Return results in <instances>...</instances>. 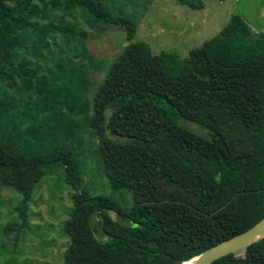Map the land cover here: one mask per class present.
Listing matches in <instances>:
<instances>
[{"label": "trees", "instance_id": "1", "mask_svg": "<svg viewBox=\"0 0 264 264\" xmlns=\"http://www.w3.org/2000/svg\"><path fill=\"white\" fill-rule=\"evenodd\" d=\"M177 1L205 8L202 0ZM49 3L0 0V97L6 95L0 101V170L23 196V223L37 184L58 165L73 190L64 264H182L262 220L264 31L253 33L236 13L216 36L181 58L155 54L148 42L135 40V18L115 13L106 0ZM59 8H80L97 22L126 30L128 44L107 67L93 100L110 195L85 185L83 164L66 143L79 126L70 116L77 115L88 70L63 60L59 76L41 70L46 39L56 28L40 19ZM82 56L90 71L105 66L91 53ZM8 85L17 97L5 93ZM179 118L210 129L212 137L180 125ZM57 128L65 140L48 137ZM122 190L131 194L128 208L116 196ZM101 223L105 241L96 238ZM211 264H264V237Z\"/></svg>", "mask_w": 264, "mask_h": 264}, {"label": "rangeland", "instance_id": "2", "mask_svg": "<svg viewBox=\"0 0 264 264\" xmlns=\"http://www.w3.org/2000/svg\"><path fill=\"white\" fill-rule=\"evenodd\" d=\"M106 1L115 13L124 11L135 18L138 28L135 40L148 42L155 54L168 52L181 58L188 57L191 50L216 36L236 13L243 16L253 33L264 31V0H202L204 9H193L177 0ZM43 6L40 3L41 9ZM51 7L49 3L48 8ZM40 22L43 25L51 23L56 28L46 39L41 70L50 68L59 76L61 60L76 70L82 65L88 70L81 87L77 115L70 116L79 126L75 137L66 143L83 164L85 185L94 194L110 195L111 184L99 162V141L93 128V100L105 79L107 67L128 44L126 30L97 22L80 8L67 12L59 8L50 19H40ZM85 52L104 60L105 66L90 71L88 58L82 56ZM4 91L18 96V91L13 92L10 85ZM4 99L6 95L2 94L0 101ZM39 107L43 108L42 105ZM178 122L203 137H212V131L202 125L183 118ZM48 137L65 140L67 134L57 128ZM72 193L65 181V169L58 165L52 174L37 184L26 208L27 224H24L20 215L23 196L11 184L8 174L0 170V264H64L69 246L64 226L74 208ZM116 196L125 208L131 206L130 192L122 190Z\"/></svg>", "mask_w": 264, "mask_h": 264}, {"label": "water", "instance_id": "3", "mask_svg": "<svg viewBox=\"0 0 264 264\" xmlns=\"http://www.w3.org/2000/svg\"><path fill=\"white\" fill-rule=\"evenodd\" d=\"M110 216L114 221L117 220V212L110 211ZM95 219V217H94ZM264 237V218L260 220L249 230L228 238L202 252L192 260H195L193 264H211L216 259H219L225 255L240 251L252 243L260 240ZM96 238L100 241H105L108 238V234L104 228L103 223L97 229Z\"/></svg>", "mask_w": 264, "mask_h": 264}, {"label": "bare ground", "instance_id": "4", "mask_svg": "<svg viewBox=\"0 0 264 264\" xmlns=\"http://www.w3.org/2000/svg\"><path fill=\"white\" fill-rule=\"evenodd\" d=\"M195 260H189V261H186V262H183L182 264H193Z\"/></svg>", "mask_w": 264, "mask_h": 264}]
</instances>
